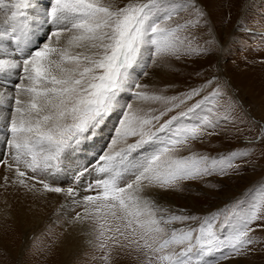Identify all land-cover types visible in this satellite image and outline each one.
<instances>
[{"label": "snow or ice", "instance_id": "obj_1", "mask_svg": "<svg viewBox=\"0 0 264 264\" xmlns=\"http://www.w3.org/2000/svg\"><path fill=\"white\" fill-rule=\"evenodd\" d=\"M182 11L194 19L171 25ZM206 17L198 0H48L43 6L41 0H0V78L18 77L14 91L0 93V105L12 102V151L0 159L8 173L0 175V187L65 191L83 209L73 221L88 222L105 264L114 251L137 253L140 264H220L247 254L255 243L250 234L264 229V188L253 193L247 210L237 201L223 222L219 214L201 218L187 209L172 211L156 191H182L185 182L229 170L239 174L236 161L251 154L178 155L226 130L222 121L229 115L214 111L224 94L216 80L173 95L142 82L158 59L207 51L181 35L207 24ZM112 116L118 117L114 137L99 158V178L86 189L94 194L75 200L79 193L49 178L68 171L79 146ZM247 143H264V125ZM188 221L200 223L169 227Z\"/></svg>", "mask_w": 264, "mask_h": 264}, {"label": "rangeland", "instance_id": "obj_2", "mask_svg": "<svg viewBox=\"0 0 264 264\" xmlns=\"http://www.w3.org/2000/svg\"><path fill=\"white\" fill-rule=\"evenodd\" d=\"M47 3L48 0H41L42 6ZM198 3L207 13L208 23L189 27L181 35L194 38L193 46L207 51L200 55H183L180 59H158L157 64L148 68L150 75L142 82L158 89L167 88V95L199 88L210 79L216 80L221 87L224 94L215 101L214 111L229 115V121H222L226 130L220 136L205 137V143L193 142L191 150L184 149L178 155H188L190 151L213 157L229 151L251 153L236 161L240 165L239 174L229 170V175L185 182L182 191H156L161 203L172 211L187 209L201 218L219 214L223 222L236 210L237 201L247 210L255 199L253 193L258 194V190L264 188V143H247L257 135L258 127L264 125V0H198ZM192 19L194 16L182 11L174 15L170 24H183ZM38 35L43 37L45 31L41 30ZM9 78L0 81V85L12 92L14 86L8 85ZM123 95L130 102V94ZM4 107L6 113L0 128L4 127L6 132L3 133L0 159L9 158L12 151L7 145L12 102ZM117 123V116L108 119L98 134L83 142L73 154L75 169L49 178V182L65 190L73 188L79 193L75 200L94 194L86 189L99 178L96 172L102 163L99 158L108 150ZM0 168L8 174L3 165ZM37 188L41 191L29 192L14 185L7 189L0 187V264H105L100 258L103 253L93 243L95 233L88 222L73 221L76 213L83 211L73 197H64L61 193L65 191L48 193L40 185ZM199 223L188 221L169 227H196ZM216 227L219 228V224ZM250 235L255 243L249 245L251 250L247 254L233 255L221 260L220 264H264V229L257 228ZM137 255L114 251L111 264H140Z\"/></svg>", "mask_w": 264, "mask_h": 264}, {"label": "bare ground", "instance_id": "obj_3", "mask_svg": "<svg viewBox=\"0 0 264 264\" xmlns=\"http://www.w3.org/2000/svg\"><path fill=\"white\" fill-rule=\"evenodd\" d=\"M7 77L8 78L10 77L8 79V85L11 84V86H14L15 85V81L18 80V77H16V76H4V77L0 78V81L2 82V81L7 80ZM9 92H11L9 88H7V87H5L3 85H0V93H3L4 95H7ZM4 106L8 107L9 106V101H6L4 105H0V113H4V114L6 113V108ZM2 122H3V120L0 119V123L1 124H2ZM5 132H6V129L4 127H1L0 128V155H1V150H2V147H3V145H2L3 133H5ZM73 169H75V168H73V166H71V168L68 171H66V174L71 173L73 171ZM4 171H5V169L0 168V175L4 174ZM61 194L64 197L68 196V195H66V193H61Z\"/></svg>", "mask_w": 264, "mask_h": 264}]
</instances>
